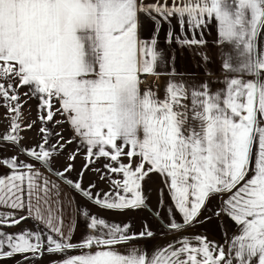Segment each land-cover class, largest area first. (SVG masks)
I'll return each instance as SVG.
<instances>
[{"label":"snow or ice","instance_id":"obj_1","mask_svg":"<svg viewBox=\"0 0 264 264\" xmlns=\"http://www.w3.org/2000/svg\"><path fill=\"white\" fill-rule=\"evenodd\" d=\"M144 17L155 25L148 39L141 35ZM172 18L182 37L169 31L168 43L203 45L196 33L215 22L219 42L234 46L236 62L228 56L223 68L236 75L222 91L212 93L207 84L189 90L170 81L159 99L141 88L142 77L159 75L160 25ZM262 33L264 0H0V101L10 120L0 140L17 150L0 159V167L9 169L0 175V208L12 210L0 213V259L20 255L26 264L47 253L61 254L55 264H264ZM25 87L23 95L38 101L36 120L26 125L21 109L27 101L20 95ZM37 122L39 143L23 147L21 133ZM49 124L67 125L72 137L65 140ZM74 142L79 146L63 170L53 169L55 154ZM81 149L85 162L73 180ZM101 158L103 167L93 168ZM41 169L101 209L118 212L146 207L142 182L156 173L174 205L167 231L226 217L237 232L231 238L225 233L227 248L206 236H185L148 254L131 245L155 236L146 223L134 234L130 224H109L83 212L95 234L75 243V225L65 227L62 189ZM89 170L102 181L108 173L121 179L110 180L109 192L93 194L95 183L83 187ZM213 200L218 203L209 208ZM25 210L27 215H16ZM205 211L211 215L201 220ZM26 219L41 227L2 230Z\"/></svg>","mask_w":264,"mask_h":264},{"label":"crops","instance_id":"obj_2","mask_svg":"<svg viewBox=\"0 0 264 264\" xmlns=\"http://www.w3.org/2000/svg\"><path fill=\"white\" fill-rule=\"evenodd\" d=\"M154 22L147 18H143V30L141 35L148 39L153 30ZM169 31H172L174 35L181 36L179 24L175 18H172L170 22H162L160 25V32L158 37L157 50L160 53V57L157 61L156 71L159 75L144 76L147 79L146 83L141 85L142 89L150 88L159 99H163L165 96V89L170 81H176L183 83L189 90L192 88H200L204 84L208 85L209 90L212 93L222 91L225 88V80L236 75L231 72H227L223 68L224 59L228 56L233 58V63L236 62L238 53L233 45L228 43H220L218 37L217 25L215 22H209V24L203 28L202 34L200 31L196 33L197 39H203L205 43L200 46H181L173 40L172 43H168L166 36ZM190 39L191 32L185 33ZM257 51L264 53V33L257 38ZM174 73V75H173ZM245 80L251 79L250 76H244ZM70 138L72 133L67 125H65ZM77 143V142H75ZM83 157L84 150L82 149ZM21 161L27 163H34L29 157L19 156ZM123 162L128 163L127 158L123 159ZM106 161L101 158L97 161L93 168H102ZM37 167L40 166L37 164ZM44 171L43 169H41ZM9 169L6 167H0V175L7 174ZM46 176H49L51 180L58 183L62 189V197L64 203L63 217L65 221V227L74 224L75 228L72 233V240L75 243H79L83 238L88 235H94L95 232L87 227L88 219L83 216V211L91 213L95 205L92 201L83 197L81 194L74 191L64 182L58 180L54 175H50L47 171H44ZM109 179L100 180L99 175L89 170L84 174L83 187L88 188L91 183L96 184V188L92 189L93 194L106 193L111 189V179H121V176L108 173ZM70 179L76 180L77 174L73 171L69 175ZM142 191L146 199V207L142 208L147 211L153 219L159 222L163 227L169 219V209L174 208L173 202L169 197V191L163 182V178L156 173H150L142 182ZM218 201L213 200L209 207L216 205ZM98 207V206H97ZM12 211L7 208H0V213ZM158 214V215H157ZM17 216L27 215V211L16 212ZM209 212L205 211L200 217L201 220L205 216H208ZM177 221L180 220L179 215L176 216ZM41 227V225L34 222L32 219H26L19 225L13 227H4L2 230L6 233H19L23 229L35 230ZM237 229L235 225L223 217L222 221L218 224L209 222L199 223L193 227H188L180 232H171L165 229L161 235L153 240L138 239L131 242V245L142 249L148 254H151L155 249L163 246H167L169 243H174L178 238L195 236H206L209 241H213L218 245H222L227 248L228 240L231 238ZM227 234V238L225 236ZM193 243L195 241L193 240ZM119 251L124 253L125 248L120 247ZM61 254H43L40 258L29 260L26 264H55L60 259ZM25 264V261L20 255L13 258L0 259V264Z\"/></svg>","mask_w":264,"mask_h":264},{"label":"rangeland","instance_id":"obj_3","mask_svg":"<svg viewBox=\"0 0 264 264\" xmlns=\"http://www.w3.org/2000/svg\"><path fill=\"white\" fill-rule=\"evenodd\" d=\"M147 82V81H146ZM145 82V83H146ZM28 89L21 88L20 89V95H21V101H27L24 104V107L21 109L23 113V123L26 125L27 123L36 120L37 116V103L38 101L35 98L29 99L28 97H25L23 95L24 92H27ZM3 101H0V136H2L4 133H6L9 130L10 120L7 118L8 112L5 107L2 106ZM57 119H60L59 116H57ZM49 128H52L53 133L56 132H62L65 140L69 139V132L64 125L63 127H53V125L49 124ZM38 128L39 123L35 125L31 130H25L21 133V135L24 137V139L21 141V145L26 148H30L37 143H39V136H38ZM57 141V137L53 135L50 139L51 144H55ZM78 143H72L70 145H67L63 152H57L55 156L53 157L51 161V167L53 169H60L63 170V167L65 163H67L66 157L75 151L78 148ZM82 149L80 152V155L77 156L75 162H74V171L76 174H78L81 170L82 165L84 164V157L82 153ZM17 154V150L13 148L11 145H8L4 143L2 140H0V159L11 157ZM25 156L26 155H20ZM39 165V164H38ZM94 207L93 211L91 213H88L90 216H96L98 218L104 219L109 224H130V232L132 233H139L145 223L148 225V227L151 228V230L155 233V236L151 239H145V240H153L159 235L162 234V232L165 231V228L157 222L155 219L152 218V216L149 215V213L143 209L140 210H127L125 212H118V211H112V210H104L97 206ZM215 205L209 207L213 208ZM83 212H86L83 211ZM209 212V211H208ZM209 215L211 213L209 212ZM223 217L217 219L216 217H213L209 222H214L218 224L220 221H222ZM199 225V223H197Z\"/></svg>","mask_w":264,"mask_h":264},{"label":"built area","instance_id":"obj_4","mask_svg":"<svg viewBox=\"0 0 264 264\" xmlns=\"http://www.w3.org/2000/svg\"><path fill=\"white\" fill-rule=\"evenodd\" d=\"M142 79H143L144 83L147 81V79L145 77H142Z\"/></svg>","mask_w":264,"mask_h":264}]
</instances>
